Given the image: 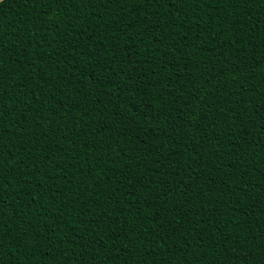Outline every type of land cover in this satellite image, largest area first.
Wrapping results in <instances>:
<instances>
[{
	"label": "trees",
	"instance_id": "obj_1",
	"mask_svg": "<svg viewBox=\"0 0 264 264\" xmlns=\"http://www.w3.org/2000/svg\"><path fill=\"white\" fill-rule=\"evenodd\" d=\"M0 264H264V0H0Z\"/></svg>",
	"mask_w": 264,
	"mask_h": 264
}]
</instances>
